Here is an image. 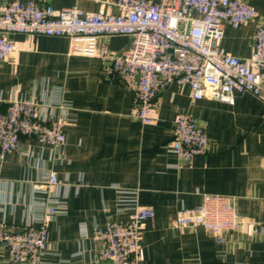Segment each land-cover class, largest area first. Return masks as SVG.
Here are the masks:
<instances>
[{
  "label": "crops",
  "instance_id": "crops-1",
  "mask_svg": "<svg viewBox=\"0 0 264 264\" xmlns=\"http://www.w3.org/2000/svg\"><path fill=\"white\" fill-rule=\"evenodd\" d=\"M13 0H0L8 3ZM53 8L117 13L115 0H36ZM158 3L161 0H148ZM264 17V0H245ZM259 20L239 28L225 26L222 47L241 58L250 56ZM17 52L0 63V114L12 100L42 105L49 120L67 119L66 143L60 154L31 137L0 158V224L11 230L36 226L39 197L65 200L67 214L48 223L43 264H105L98 260L97 230L111 219L126 221L118 211L119 190L138 191L139 204L154 211L142 225L141 264H264V237L240 230L218 244L201 228L175 227L179 207L194 208L202 195L235 198L240 215L264 225V103L236 93L234 104L206 93L193 101L186 86L171 85L159 95L155 120L145 125L132 115L134 94L103 74L98 58L71 54L67 37L7 34ZM112 53L131 47L126 35L102 36ZM63 104L68 109H60ZM187 112L210 139L208 152L188 163L170 153L174 121ZM54 172L59 186L39 194L38 184ZM81 226L86 229L85 235ZM0 264H12L0 249Z\"/></svg>",
  "mask_w": 264,
  "mask_h": 264
},
{
  "label": "built area",
  "instance_id": "built-area-1",
  "mask_svg": "<svg viewBox=\"0 0 264 264\" xmlns=\"http://www.w3.org/2000/svg\"><path fill=\"white\" fill-rule=\"evenodd\" d=\"M117 13L91 12L78 6L53 8L36 0L0 3V63L9 60L17 46L7 34L67 37L71 54L91 56L103 62V74L118 80L134 94L132 115L145 125L155 120L161 107L159 95L171 85L186 86L193 101L206 93L219 102L234 104L236 93H249L264 103V17L245 0H115ZM259 20L253 36L251 54L241 58L222 47L225 26L239 28ZM126 35L131 47L112 53L99 42L102 36ZM60 109H68L60 104ZM67 119H46L42 105L35 101L12 100L0 114V158L15 151L21 138L31 137L60 154L66 143ZM210 147L206 130L187 112L174 121L170 153L188 163L205 155ZM59 186L54 172L47 182L37 185L39 194ZM119 190L118 211L127 213L126 221L109 220L97 230L98 260L105 264H141L142 225L155 214L139 204L138 191ZM37 224L11 230L0 224V249L12 264H43L48 247V223L67 214L65 200L39 197L35 202ZM1 207V206H0ZM1 214V208H0ZM174 224L180 231L201 228L218 244L225 234L240 230L248 237H264V225L242 217L235 198L204 194L194 208L179 207ZM85 235L86 229L81 226Z\"/></svg>",
  "mask_w": 264,
  "mask_h": 264
}]
</instances>
